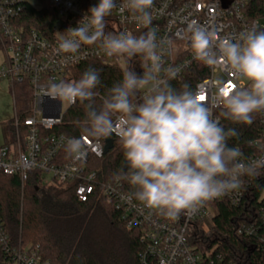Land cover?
Wrapping results in <instances>:
<instances>
[{
    "label": "clouds",
    "instance_id": "1",
    "mask_svg": "<svg viewBox=\"0 0 264 264\" xmlns=\"http://www.w3.org/2000/svg\"><path fill=\"white\" fill-rule=\"evenodd\" d=\"M117 7L148 30L139 36L127 31L106 34L105 18ZM153 7L154 0H98L59 44L60 51L75 53L82 44L99 41L108 57L139 56L140 73L126 69L99 106L95 90L101 79L94 68L75 82L49 84L45 95L70 104L78 100L87 109L81 136L61 137L73 167L86 161L90 140L117 136L124 165L111 179L130 189L120 198L176 220L240 190L245 177L264 173V156L246 159L238 145L229 144L240 131L221 122L251 125L258 114L264 115V30L251 28L220 38L215 29L190 24L186 38L193 59L227 71L235 82L216 78L211 90L188 83L177 88L171 81L187 63L165 66L172 41L149 28Z\"/></svg>",
    "mask_w": 264,
    "mask_h": 264
},
{
    "label": "built area",
    "instance_id": "2",
    "mask_svg": "<svg viewBox=\"0 0 264 264\" xmlns=\"http://www.w3.org/2000/svg\"><path fill=\"white\" fill-rule=\"evenodd\" d=\"M39 1L40 4L35 5L29 0H0V82H8L13 93L17 83L27 84L33 91L28 116L23 117L15 108L12 142L0 145V172L18 176L23 186L38 170L44 181L49 178L57 184L78 182L75 196L79 201H87L95 195L106 197L113 202L127 228L139 232L142 245L138 253L140 264H224L220 255H214L215 246H203L199 239L198 245L193 246L191 238L197 237V232H194L196 222L198 229L205 233L217 227L216 220L220 217L218 202L221 199L229 200L234 206L240 205L244 199L243 187L224 198L208 202L194 214H181L178 219L171 220L139 205L134 207L124 202L120 198V193L127 192L123 184L116 186L112 179H98V172L89 167V158L104 156L106 143L102 140L98 143L90 140L86 161L72 166L63 150L61 137H80L81 134L56 132L55 128L63 123L67 109L76 102H67L64 108L63 101L45 95L47 86L69 83L72 68L90 59H103L121 67L134 65L140 72L143 61L139 56L131 60L108 57L99 41L82 44L75 53L60 51L61 38L68 35L66 31L69 28L77 26L92 6V0H47L57 13L48 35L36 28L26 29L21 22L29 5L43 6L45 0ZM253 2L264 3V0H154L153 20L149 28L155 30L159 37L172 41L171 51L165 56V66L187 63L179 78L197 62L186 38L190 24L215 29L220 38H229L251 28L264 30V9L261 15L251 17L250 12L257 11V8L250 9ZM147 30L129 12H121L119 7L105 18L106 34L118 35L127 31L139 36ZM201 64L206 69V75L195 88L211 90L214 79L219 75L226 83L235 82L227 71ZM260 120L262 136L254 141L260 152L244 155L249 160L264 156V115H260ZM244 180L246 183L249 179L245 177ZM259 222L243 225L238 233L257 238L264 245V207L259 212ZM0 245L8 254L9 264H53L44 257L39 245L13 246L1 220Z\"/></svg>",
    "mask_w": 264,
    "mask_h": 264
},
{
    "label": "trees",
    "instance_id": "3",
    "mask_svg": "<svg viewBox=\"0 0 264 264\" xmlns=\"http://www.w3.org/2000/svg\"><path fill=\"white\" fill-rule=\"evenodd\" d=\"M253 8H257V11L250 12L251 17L259 16L263 13L264 3L253 2L250 9ZM56 16L55 9L45 0L41 8L29 5L21 22L26 29L36 28L48 35ZM89 68L96 69L100 74L101 84L95 90L97 106L101 104L107 90L122 79L126 69L132 68L140 73L134 65L121 67L103 59H90L72 68L69 83L79 80ZM205 75L206 69L197 61L171 83L177 88L183 83L195 88ZM19 86L20 97L23 98L20 99L18 110L19 97L16 93V108L18 113L26 117L30 114L33 91L27 84ZM86 112L85 105L77 100L67 109L63 123L55 131L82 134ZM221 122L225 126L237 127L240 131L239 138L230 140V145H238L245 156L260 152L254 145V141L262 136L260 114L251 125H231L223 118ZM10 134L13 135V128ZM12 135L7 142H12ZM101 140L104 143L112 140L113 147L100 159L90 157L89 167L98 172L99 180L106 181L111 180L113 173L123 166L124 157L117 137ZM77 183L45 182L41 172L36 170L22 186L18 176L0 172V220L12 245H39L44 257L53 264H140L138 253L142 245L139 232L127 228L113 202L106 197L95 195L84 202L77 200ZM123 185L125 190H130L127 183ZM243 189L244 199L240 205L234 206L227 199L218 202L220 217L216 220L217 227L210 233L198 229L196 222L194 232H197L198 238L192 237L191 245H198L199 239L208 248L215 246L214 255H220L224 264H264V245L257 238L238 233L243 225L260 224L259 212L264 207V173L259 178L249 179ZM0 264H9L8 254L1 245Z\"/></svg>",
    "mask_w": 264,
    "mask_h": 264
},
{
    "label": "rangeland",
    "instance_id": "4",
    "mask_svg": "<svg viewBox=\"0 0 264 264\" xmlns=\"http://www.w3.org/2000/svg\"><path fill=\"white\" fill-rule=\"evenodd\" d=\"M32 4L39 5V0H29ZM98 0H92V6L97 4ZM221 78V75L218 76ZM16 93L17 98L19 101V105L17 104L18 110L20 109V86L19 83H17V86H15V93H13V90L8 82L1 81L0 82V144H2L4 138L9 141L11 139L10 133H12V120L15 115V106H14V97L16 101ZM14 95V96H13ZM26 97H29V94H26ZM25 97V98H26ZM23 98V97H22ZM64 108L67 107V102L63 101ZM45 182H51L49 178L45 179ZM201 245L205 246L206 244L201 241Z\"/></svg>",
    "mask_w": 264,
    "mask_h": 264
},
{
    "label": "water",
    "instance_id": "5",
    "mask_svg": "<svg viewBox=\"0 0 264 264\" xmlns=\"http://www.w3.org/2000/svg\"><path fill=\"white\" fill-rule=\"evenodd\" d=\"M112 147H113V141L112 140L107 141V143L104 146L105 153H107Z\"/></svg>",
    "mask_w": 264,
    "mask_h": 264
},
{
    "label": "crops",
    "instance_id": "6",
    "mask_svg": "<svg viewBox=\"0 0 264 264\" xmlns=\"http://www.w3.org/2000/svg\"><path fill=\"white\" fill-rule=\"evenodd\" d=\"M14 96V95H13ZM14 106H15V108H16V101H15V97H14ZM8 138V137H7ZM7 138L5 139L4 138V140H3V142H2V144H4V143H6L7 142ZM2 144H0V145H2Z\"/></svg>",
    "mask_w": 264,
    "mask_h": 264
}]
</instances>
